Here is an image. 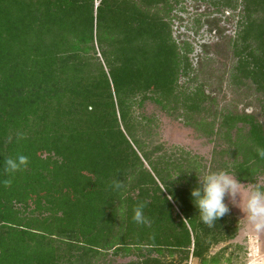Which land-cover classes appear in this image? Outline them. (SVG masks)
I'll return each mask as SVG.
<instances>
[{"label": "trees", "instance_id": "1", "mask_svg": "<svg viewBox=\"0 0 264 264\" xmlns=\"http://www.w3.org/2000/svg\"><path fill=\"white\" fill-rule=\"evenodd\" d=\"M179 1L0 0V264H215L209 250L234 239V221L204 224L190 191L207 170L246 185L264 175V0H194L235 21L226 42L215 29L228 82L252 88L260 112L210 120L196 117L213 92L178 87L191 69L167 21ZM146 101L215 142L209 163L153 147L135 114ZM140 203L145 224L132 218Z\"/></svg>", "mask_w": 264, "mask_h": 264}, {"label": "rangeland", "instance_id": "2", "mask_svg": "<svg viewBox=\"0 0 264 264\" xmlns=\"http://www.w3.org/2000/svg\"><path fill=\"white\" fill-rule=\"evenodd\" d=\"M227 15L222 13H208L206 5L194 0H180L175 4L169 19L172 39L179 46L190 47L188 61L191 69L187 75L178 80L179 90L185 93L193 92L202 87L206 94L213 92L214 103L209 110L203 112L196 119L210 120L212 113L223 112L247 113L257 115L260 113L256 101V94L252 88H235L228 82V71L233 63L228 45H222L216 35L217 28L223 31L225 42L234 37L235 21H227ZM209 20L211 26L205 21ZM216 26V27H215ZM216 29V30H215ZM203 45L208 48H203ZM204 51H207L206 53ZM207 108V107H206ZM183 111L175 114L163 112L155 104L146 101L135 114L146 120H151V142L154 146L162 148V152L177 155L179 151L195 156L208 164L215 142L185 125ZM178 114H181L180 116ZM219 117V116H218ZM258 183L264 184V175L260 176ZM230 211L226 214L237 228L233 240L212 247L206 255V260L214 258L215 264H264V231H255L247 222L243 213V194L240 205L233 206L226 199ZM132 258H119L114 264H128ZM165 264H201L198 260L189 258L179 262L177 257L166 256ZM211 264V263H206Z\"/></svg>", "mask_w": 264, "mask_h": 264}, {"label": "clouds", "instance_id": "3", "mask_svg": "<svg viewBox=\"0 0 264 264\" xmlns=\"http://www.w3.org/2000/svg\"><path fill=\"white\" fill-rule=\"evenodd\" d=\"M257 154L264 159V149H258ZM26 163V157L20 156L17 160L6 161L7 170L16 171L20 165ZM178 173L174 180L181 174ZM196 174V173H195ZM197 186L192 188L190 196L201 221L212 226L220 218L229 213L230 208L226 199L233 206L239 207L243 194V213L248 224L257 232L264 231V184L241 183L234 173L228 169L207 170L200 175L196 174ZM111 189L120 193L125 190V185L120 181H113ZM144 205L138 204L133 210V220L137 224L147 223L143 214Z\"/></svg>", "mask_w": 264, "mask_h": 264}, {"label": "built area", "instance_id": "4", "mask_svg": "<svg viewBox=\"0 0 264 264\" xmlns=\"http://www.w3.org/2000/svg\"><path fill=\"white\" fill-rule=\"evenodd\" d=\"M192 258V257H191ZM189 264H192V263H189Z\"/></svg>", "mask_w": 264, "mask_h": 264}]
</instances>
